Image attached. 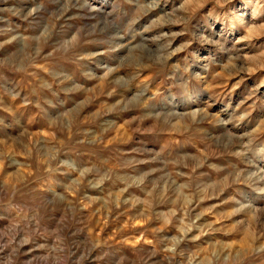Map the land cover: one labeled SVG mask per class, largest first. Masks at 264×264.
Instances as JSON below:
<instances>
[{"label":"rangeland","instance_id":"obj_1","mask_svg":"<svg viewBox=\"0 0 264 264\" xmlns=\"http://www.w3.org/2000/svg\"><path fill=\"white\" fill-rule=\"evenodd\" d=\"M0 264H264V0H0Z\"/></svg>","mask_w":264,"mask_h":264},{"label":"bare ground","instance_id":"obj_2","mask_svg":"<svg viewBox=\"0 0 264 264\" xmlns=\"http://www.w3.org/2000/svg\"><path fill=\"white\" fill-rule=\"evenodd\" d=\"M94 8H95V7L90 6V9H94ZM168 257L171 258L172 256H171V255H168ZM192 261H194V260H192ZM192 261H191V262H192ZM191 262L188 261V263H191Z\"/></svg>","mask_w":264,"mask_h":264}]
</instances>
